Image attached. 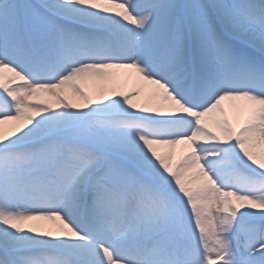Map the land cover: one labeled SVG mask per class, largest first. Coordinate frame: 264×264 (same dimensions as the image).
Here are the masks:
<instances>
[{
  "label": "snow or ice",
  "instance_id": "1",
  "mask_svg": "<svg viewBox=\"0 0 264 264\" xmlns=\"http://www.w3.org/2000/svg\"><path fill=\"white\" fill-rule=\"evenodd\" d=\"M0 264H264V0H0Z\"/></svg>",
  "mask_w": 264,
  "mask_h": 264
},
{
  "label": "bare ground",
  "instance_id": "2",
  "mask_svg": "<svg viewBox=\"0 0 264 264\" xmlns=\"http://www.w3.org/2000/svg\"><path fill=\"white\" fill-rule=\"evenodd\" d=\"M87 84H88V86H89V90H92V89H91V85H92V80H91V79H88V80H87ZM230 115H231V113H230ZM177 151L179 152V149H177Z\"/></svg>",
  "mask_w": 264,
  "mask_h": 264
}]
</instances>
